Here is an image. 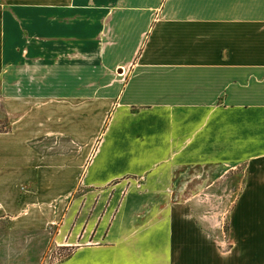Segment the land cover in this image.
Segmentation results:
<instances>
[{"label": "crops", "instance_id": "crops-1", "mask_svg": "<svg viewBox=\"0 0 264 264\" xmlns=\"http://www.w3.org/2000/svg\"><path fill=\"white\" fill-rule=\"evenodd\" d=\"M0 84L103 131L0 175L33 184L0 205L63 204L58 264H264V0H0Z\"/></svg>", "mask_w": 264, "mask_h": 264}, {"label": "rangeland", "instance_id": "rangeland-1", "mask_svg": "<svg viewBox=\"0 0 264 264\" xmlns=\"http://www.w3.org/2000/svg\"><path fill=\"white\" fill-rule=\"evenodd\" d=\"M18 95L15 90L14 96ZM48 107L47 101L11 98L0 84V175L33 178L38 167L35 163H40L41 170L54 167L52 156L64 152L72 155L77 166L83 147L91 156L103 131L52 130L46 125ZM76 118L72 117L73 122ZM15 190L7 188L0 193L7 192L14 201L15 194L17 199L31 194L33 184ZM202 199L203 210L219 213L214 206L216 197ZM32 200L17 205L13 202L8 207L1 203L4 208H0V264H58L73 252L75 247L64 244L63 204L60 211L48 210L47 202L39 204Z\"/></svg>", "mask_w": 264, "mask_h": 264}]
</instances>
